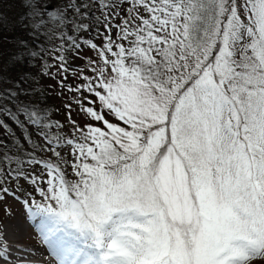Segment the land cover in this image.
<instances>
[{
  "label": "snow or ice",
  "instance_id": "1",
  "mask_svg": "<svg viewBox=\"0 0 264 264\" xmlns=\"http://www.w3.org/2000/svg\"><path fill=\"white\" fill-rule=\"evenodd\" d=\"M9 2L0 204L21 205L58 264L264 257V0H18L14 21ZM10 23L22 35L3 36ZM92 30L99 44L76 35ZM82 45L95 58L77 70L67 52ZM37 61L47 89L25 70ZM53 92L72 93V134L51 119ZM73 102L95 123L78 125ZM12 255L0 235V261Z\"/></svg>",
  "mask_w": 264,
  "mask_h": 264
},
{
  "label": "rangeland",
  "instance_id": "2",
  "mask_svg": "<svg viewBox=\"0 0 264 264\" xmlns=\"http://www.w3.org/2000/svg\"><path fill=\"white\" fill-rule=\"evenodd\" d=\"M23 11H24V9L22 8V6L18 2V0H10L9 3L4 4V15L7 16L11 21H14L15 17H17ZM96 14L99 15V12H97ZM99 27L101 30L103 29L102 24ZM11 29H12V24L10 23L8 25V27L3 30L2 35L5 37H9V38L13 37V36L22 35L19 28H16L14 31ZM69 34H72L70 30H69ZM76 35H82L84 37V39L94 38L95 42L98 44L100 43V40H101V37L96 34L95 30H92L90 32H85V33H77ZM2 47L7 50V49L11 48L12 46L9 45L7 42H5ZM85 56H91V57L95 58V53L92 50H90L88 47L83 46V45H82L81 50H80V58H76L72 51L67 52V59L71 62L72 67L77 69V70H84L86 68L87 61L84 58ZM25 70L30 71L33 74L35 79L39 82L37 85L38 87H42V88L47 89V86L49 84L54 83L53 80H50L46 76L40 75L41 69L39 66V61L36 62L35 67H31V68H28ZM13 75H14V72H13ZM82 82L83 81L75 80L73 78L72 74H70V73L67 75V83L69 85L75 86V85L82 83ZM71 96H72V93L65 92L63 98H61V97H58L55 92H53L47 97V105L49 108L51 119L52 120H59V121H61V123H65V125H66L65 129H64L65 135L72 134V129L70 127H68L66 124L65 109L63 107L64 103L68 102V100ZM72 118L74 120H76L77 124L80 126H83L86 122L87 123H95V121H93L91 119V117L87 116L86 113L77 109L74 102H73ZM109 119L113 120V122H117L111 116H109ZM9 123L11 124L12 122L9 121ZM12 128L14 130L16 137H18L21 140V142H23V134H22L23 130L19 129L15 124H12ZM0 131H2V130H0ZM28 131L32 133L34 140L42 143V141H40V138L36 135L35 131L32 128H29ZM24 147L27 148L28 145L25 143ZM40 155L48 156V155H50V153H40ZM6 206L10 209V214H9V212H6V210H5ZM7 224H9V225L15 224V225L19 226L24 232L22 239H20L19 237L14 235L12 237V241L7 240L9 244L14 242L13 247L9 245L10 247H12L11 248L12 252L18 250V248L26 249L28 247L33 248V246L38 247L41 250L45 249V247H44L45 244L42 240L41 235L35 229L34 222L27 221L25 218V213H24L21 205L19 203H17L16 201L11 200V199H8V200L4 201L3 204H0V235L2 233V230H4L3 229L4 226ZM26 253L29 254V252H26ZM46 253L48 254L47 255V262L49 264H58L57 258L55 257L54 254H52L51 252L50 253L46 252ZM260 258H263V257L252 258L249 261V264H252L253 262L257 261ZM28 260L32 261L33 259L28 258Z\"/></svg>",
  "mask_w": 264,
  "mask_h": 264
},
{
  "label": "bare ground",
  "instance_id": "3",
  "mask_svg": "<svg viewBox=\"0 0 264 264\" xmlns=\"http://www.w3.org/2000/svg\"><path fill=\"white\" fill-rule=\"evenodd\" d=\"M4 230H2L1 235L8 241H12V237L15 235L17 237H19L20 239L23 238V230L15 225V224H7L4 226L3 228ZM14 243V242H13ZM13 243H8L10 246H14ZM11 247V248H12ZM26 249H31V251L28 253L24 252V251H20L19 255H15L16 251H13L12 253H14V255H12V264H49L47 262V253L42 252L38 247H34L33 248H26ZM28 258L33 259L32 261L28 260ZM0 264H3L2 261H0Z\"/></svg>",
  "mask_w": 264,
  "mask_h": 264
},
{
  "label": "trees",
  "instance_id": "4",
  "mask_svg": "<svg viewBox=\"0 0 264 264\" xmlns=\"http://www.w3.org/2000/svg\"><path fill=\"white\" fill-rule=\"evenodd\" d=\"M252 264H264V257L258 259L257 261L253 262Z\"/></svg>",
  "mask_w": 264,
  "mask_h": 264
}]
</instances>
